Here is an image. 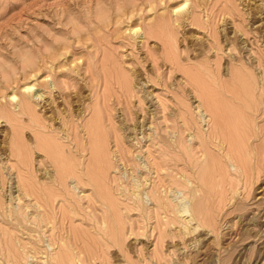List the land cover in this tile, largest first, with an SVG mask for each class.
<instances>
[{
	"label": "rangeland",
	"instance_id": "rangeland-1",
	"mask_svg": "<svg viewBox=\"0 0 264 264\" xmlns=\"http://www.w3.org/2000/svg\"><path fill=\"white\" fill-rule=\"evenodd\" d=\"M161 1L158 0V5H155V9L151 10L147 7L148 5H145L147 0H0V100L4 99L3 96L8 98L15 91H23L26 83L36 84L35 89L38 88V92L43 94V100L37 106L38 112L50 117L45 121L46 124L52 128H58L59 135L64 137L63 141H66V135L71 133L72 128L65 126L61 117L53 113L51 106L61 110L62 116L71 110L74 124L78 126L76 130L80 132L86 142L87 136L84 131L81 132L82 126L93 115L90 108L94 106L96 95L102 94L104 90L103 74L100 69L96 70L95 63L100 67L101 60L107 57L104 54H111L114 56H109L116 57V60H119L118 62H121L126 68L128 74L130 72L139 75L138 79L141 84H144V89L141 88L138 95H150L143 107H151L150 109L155 113L154 119L152 120L150 116L145 120L144 113L139 111L140 115L136 121L146 124L143 129L139 126L133 130L136 121L127 120L126 122L130 126L126 133L132 140L130 143L142 140V148L141 150L138 148L136 154L139 155L143 165H150L149 146L155 145L152 148L156 150L154 154L162 157L163 145L161 144H163L164 134L173 142L180 141L182 138L185 146L187 145L186 147L190 150L189 152L186 149L184 154H182L183 149L181 148H177V151L174 150L175 153L171 152L172 161L167 166L169 170L163 171L168 173V176L162 177L163 183L155 174L154 168L150 173H146L141 167L140 170L135 171L124 161H117V167L112 169L111 176L121 177L122 188L127 189L126 192L132 199L126 201L118 194L115 196L116 201L114 204L112 203L113 206L99 207L96 209L97 211L88 206L89 201L86 197L93 193L92 187H83L71 177L69 180L71 186L78 188L75 191L76 198L83 196L79 201L82 212L71 213L74 220L71 222L66 220L62 232L60 218H57L56 222L44 221L42 208L40 210L37 207L33 196H28L23 192L22 182L19 178L21 173L18 170L22 171L23 168L12 151L13 146L16 148L15 137L18 138L25 158L33 169V180L45 186L46 194L48 191L51 192L49 185L52 183L46 177L49 176V173H51L50 175L54 174V168L49 164L44 153L37 149L32 124L26 119L19 128H12L7 121L0 119V205L2 204L0 206V264H56L58 258L61 257H64L66 264H264V162H262L261 171L255 173V177L258 176L253 178L252 188L249 187V190H245L237 171V163L225 156L227 146L224 145L226 149L222 146L220 148L212 147V151H215L216 155L219 154L225 161L228 171L227 182L234 183V188L222 181L220 175L215 172L206 183L207 192H202L200 179L202 178V157H204L202 155V131L208 133V129L212 128L209 113L202 106L200 107L201 100L198 93L189 84L186 77L180 72H175L169 63L162 62L160 56L163 55V51L155 39L144 38L141 33V37L136 40L129 32L131 27L140 24L139 19L143 23L153 24L157 13L166 9L171 10L176 4L182 2V0ZM235 1L244 11L255 7H261L264 10V0ZM163 2L165 3L163 4ZM130 5L131 7L136 6L138 12L141 9L144 11L130 21L125 19V22L117 26L116 16L121 10L118 9L121 7L122 9L124 7L131 8ZM167 6L171 9H168ZM203 16L206 19L207 13L206 15L203 13ZM223 18L225 19V16L222 15L217 20L218 30L228 27V34L233 37L236 26L232 24L231 20L224 23ZM142 19L147 21L144 22ZM133 21H135L134 25H132ZM238 23L239 21H237ZM250 26L256 31L255 35L259 40V35H264V13H260L259 18L251 22ZM180 31L178 51L190 59V62H193L197 57L205 56L204 51H208L209 48L207 47L204 51L203 48L211 41L208 32L198 27L192 29L187 27L184 31L183 28H180ZM252 36L254 35L250 36L251 43L256 40L255 36ZM239 37V43L236 44L243 46L240 54L232 41L224 43L223 51L218 56L220 58L224 55V58L218 59L213 54L214 51L207 53V58L211 60L210 68L228 74L234 67H241L239 61L241 58L243 62L252 61L250 62L251 69L248 68L252 73V78L243 82L237 79L232 80L229 76L220 81L206 79L202 80V90L205 87L206 93H210L218 101L224 102L225 98L232 101V103H226V109L233 114L235 112L240 122L246 121L248 125L250 124L249 129L255 131L256 136L247 142L249 148L251 146V155H248V160L256 165L258 157L264 158V64L261 65L258 62L260 53L257 44L247 46L246 38L241 34ZM258 44H261V54L264 55L263 37ZM55 53L57 55L60 53L61 55H58L60 57H57ZM54 54L56 55L55 59L52 57L55 56ZM153 54L160 57L157 63L154 61ZM44 55L46 56L44 57ZM24 57L35 58V63L43 64V66L46 64V68L42 66L41 73L36 78L24 80V69L32 68L31 66L25 68L22 60ZM49 65H54V67ZM49 68L54 69V71L52 70L54 76L49 78V81L51 85L55 84V87L51 86V88L44 86L46 77L51 72ZM92 73L101 80L99 83L102 87L98 88L100 84H96V80H93ZM52 79L55 81L58 79L61 83L68 81L78 88L72 87L65 90L64 86L60 87L62 84L58 80L54 83ZM15 80L18 81L15 82ZM94 86L97 87L95 91ZM179 87L181 88L179 89ZM183 87L186 88L188 104L194 112L197 127L199 126L198 129L193 127L190 130L185 129L184 132L179 129L183 122L179 118V109L175 105L178 91ZM52 88L54 90L51 95L49 89L52 90ZM64 90H77L76 94L79 92L78 95L73 93V99L69 98L74 103L72 106L61 98L59 92ZM53 100L56 101L52 102ZM134 102L136 105L139 104L136 100ZM161 102L163 106H166L165 109L160 105ZM115 107L118 110L116 113L123 119L121 114L124 106L116 102ZM246 123L243 124L248 126ZM243 124L239 123L237 128H241ZM194 132L197 135L194 136ZM14 133H16L15 137H13ZM150 135L156 140L152 141L153 139L149 138ZM156 135L158 138H155ZM200 139L201 141H199ZM72 143L74 144V142ZM73 146L72 151L76 153ZM107 146L111 158L115 160L118 157V152L112 138ZM82 154L80 159L84 161V167H86L92 155L90 150ZM134 179L141 185L144 198L147 197L149 207H151L149 211L151 212L155 206L153 209L157 211V215L155 211H152L151 215L148 212V215L141 208L138 207V209L137 205L131 208L133 200H139L141 203V199L135 197L137 188L132 182ZM173 181H177L176 184ZM171 182L172 184H170ZM188 183L190 185L187 186ZM234 190L236 191L233 193ZM163 192L166 199L157 201L162 200V202L170 203L168 212L158 206L159 203L154 200V197L160 196L161 198ZM127 202L130 203L128 207ZM182 203L190 209V212L184 216L178 212ZM54 204L57 211L65 205L61 197H57ZM202 205L206 217H202ZM229 212L231 213L229 214ZM41 218L44 222L41 221ZM202 219L205 222L208 221L207 226ZM60 232L65 236V239L63 236H61L63 239L59 238ZM60 247L67 249L60 252L61 255L57 253Z\"/></svg>",
	"mask_w": 264,
	"mask_h": 264
},
{
	"label": "bare ground",
	"instance_id": "bare-ground-1",
	"mask_svg": "<svg viewBox=\"0 0 264 264\" xmlns=\"http://www.w3.org/2000/svg\"><path fill=\"white\" fill-rule=\"evenodd\" d=\"M157 1L158 0H147L148 4L145 3V5H148L147 7H149L151 10H154L155 5H158ZM160 1L161 0H159V2ZM164 3L165 2H163V4ZM160 4H162V3H160ZM130 7H131V5H130ZM168 9H171V8L168 7ZM118 10H120V11L118 13V16H116L117 17V20H116L117 26H119L121 23L125 22V19L127 21L128 20L130 21L135 16L137 17V15H140V12L144 11L141 9L140 12H138V8L136 6H133L131 8L124 7L123 9L121 7ZM203 13H205V15L207 13L206 19H204ZM260 13L261 14L264 13L263 8L255 7L254 9L251 8L250 10L244 11L243 9H241L239 7V5L236 3L235 0H182V2L180 4H178V5L176 4V6H174L171 10L166 9L161 13H157L156 18L153 21V24L147 23V22H145L147 20L142 19V21L145 22V23H143V22H141V19H139L140 20L139 25L131 27L130 31L127 30L130 32V34H132L134 36V38L136 40L138 37L139 38L141 37V33L143 34L144 38L146 37L149 40H150V38L155 39V41L162 48L161 50L163 51L162 52L163 55L160 56L162 62L167 63V64L169 63L172 66V68L175 70V72L176 71L180 72L184 77H186L189 84L192 85V87L198 93V96L201 100L200 107L202 106V108H204L205 111L207 113H209L210 121L212 123V128L210 127L211 130L208 129V133H207V131L205 133L202 131V155H204V157H202V178L199 177L202 181V192H205V193L207 192L206 188L208 190L206 183L209 180V178L212 176L213 173L217 172L220 175L222 181H224V182H227V176H228V171L226 168L225 161L222 160L223 158L220 157L219 154L216 155L214 153L215 151L214 152L212 151V149H211L212 147H219L220 148L222 146V148H223L224 145L227 146V152H226L225 156L228 157L230 160H233L235 163H237L238 168H239V169L237 168V171L239 172L240 180L243 182L245 190H249V187L252 188V185H253L252 180L255 177V173H259L261 171V165H262V162H264V158H260V157L257 158L256 165L249 162L248 155H251V152H250L251 146L249 148V146L247 145V142H249V140L252 137H255L256 134H255V131H253L252 129H249L250 124L248 125L246 123V121H243V120H241L243 122H240L238 120V118L236 116L237 114H235V112H234V114H235L234 115L233 112L231 113V111L229 112V110L226 109V106H225L226 103H232V101H228L226 98L224 99V102L218 101L215 97H212V95L210 93H206L205 87H204L205 90L204 89L202 90V80H206V79H211L213 81H217V80L220 81V80H224V77L226 78L227 76H229V78L232 80L237 79V80H240L243 82V81L248 80L249 78L250 79L252 78L251 77L252 73L248 69V68L251 69V67H252L251 66L252 64L250 63L252 61H250V60H249L250 62H248L247 60H246L247 62H243L242 59L240 58L239 61H240L241 67L240 68L234 67L230 71V73L227 74L225 72V74H224L220 71L212 70L211 69L212 67L210 68L211 60L209 58H207V53L209 51H214L213 54H215L218 58V56H220V53H222V51H223L224 43L230 42V41L235 43L234 44V45H236L235 49L238 50V53L240 54L243 50V46L242 47L237 46L239 44H236V43H239V38H240L239 34L243 35L246 38L245 44L247 42V44H246L247 46L251 45V44L252 45L257 44L258 51L260 53V55L258 56V62L261 65L264 64V55L261 54L262 53V49H261L262 47H261V44L260 45L258 44L259 41L261 40V38L262 37L264 38V35L260 34L259 40H258L256 38V35H255L256 31L254 30V28H252V26H250L251 22H254L259 18ZM222 15L225 16V19L223 18L224 23H226L228 20H231L232 24L236 26V29L234 31L235 33H234L233 37H231L228 34L229 33L228 27L226 29L224 28V30H218V21L217 20ZM226 15H228V16H226ZM113 16H115V15H113ZM226 17H230V18H226ZM237 21H239L238 24H237ZM134 22L135 21H133L132 25H134ZM128 23H130V22H128ZM111 25L113 26V23ZM187 27H189V29H192L194 27H196V28L198 27V28L204 29L208 32V35L210 36L209 38L211 41L209 44H207L205 46L203 45L204 46L203 51L207 47L209 48L208 51L207 50L204 51V54L206 57L205 56L197 57L195 60H193V62H190V59H187L186 56L182 55V52L178 51L177 44H178V37L181 33L180 28H183V31H184L185 29H187ZM251 35H254L256 38V40H254L253 43L250 42V36ZM254 36H252V37H254ZM55 54L57 55V53H55ZM46 55H44V57ZM56 55L52 56V57L55 59ZM58 55H61V54L59 53ZM58 55H57V57H60ZM104 55L107 57H105L104 59L101 60L100 67L95 63L96 70L100 69V71L103 74L102 77L104 80V83H103L104 84V88H103L104 90H103L102 94L100 93V94L96 95L94 106L92 108H90L91 109L90 111H92L93 115L91 116V118L86 123H84V125L82 126V130L80 128L81 132L84 131L86 136H87L86 142L84 141L83 136L80 135V132H77V130H76L78 126L74 124L73 114H72V112H70L71 110L68 111L69 113H65L66 115L62 116L63 113L61 110H58V108L51 106V110L53 111V113H56L59 117H61V120L64 122L65 126H68V127L70 126L72 128L70 130L71 133L69 132L70 134L66 135V138H67L66 141H63L64 137L59 135L60 133L58 131V128H56V127L52 128L50 125L46 124L45 121H47L50 117L48 118L43 113L41 115L40 112H38L37 106L40 105V103L42 102L43 94L38 92V88H37V90L35 89L36 84H33V83L27 84L26 83L25 86L23 87V91L20 92V91L14 90L15 92H13L11 95H9L8 98H7V96H3L4 99L0 100V119H4L5 121H7L12 126V128H19L24 123V120L27 119L30 122V124H32V126L34 128V132H35L34 134H35V141H36L37 149L44 153V156L48 159L49 164H51L54 168V174L50 175L51 173H49V176L46 177L47 179L51 180V183H52L51 185H49V187L51 188V192L47 190L50 193L48 194V192H47V194H46L45 186L43 184L42 185L38 184L37 182H35L33 180V175H34L33 169H31L29 162L26 160L23 149L21 148V146L18 143V140H17L18 138L15 137L16 133H14L13 137H15L16 148L13 146L12 151L15 154V157H17V159L20 161L21 166L23 168L22 169L21 166L19 165L20 168L22 169V171H21L17 166V169H19L18 171H20V173H21V174H19L20 175L19 178H20V181L22 182L21 185L23 188V192H25V194L28 196H31V197L33 196L35 201H36V204L38 205L37 207H39L40 210L42 208V211H43L42 213L44 215L43 216L44 221L49 220V222H56L57 218H60L61 226H62L60 230H62V232H63L64 227H65L64 226L65 221L70 220L69 222H71V220H74V217L71 216V213L75 214L76 212H79V211L82 212V210H80V209H82V207H80L79 201H81L80 199L83 196L82 197L80 196V198H76L77 194L75 191L78 188L76 189L74 186H71V184H70L71 181L69 182L71 177L73 179H75L74 181H76L79 185H82L83 187H92L91 189H92L93 193L91 194V196H86V197L88 198V201H89L88 206L92 207V209L94 208V210L97 211L96 209H98L99 207L100 208L101 207L109 208L110 206H113L114 201H116L115 196H117L118 194H119V196L124 197L126 199V201L128 199H132L127 194V192H126L127 189L122 188L123 182L121 180V177L111 176L112 169L117 167L116 166L117 161H124L125 163L129 164L133 168V170H135V171L140 170V167H141V169L144 170L146 173H150L151 170L154 168L155 174H157L158 178L161 179L160 182L163 183L162 177L168 176L167 175L168 173H164L163 171L169 170L167 168V166H169L171 164L170 161H172V157L170 156L171 152L174 150L177 151L178 150L177 148H181V149H183L182 154H184L183 152L186 149L189 150L188 147H186L187 145L185 146L182 138L180 141L178 140L179 143L181 144V147H180V144L177 143L178 142L177 140H176L177 142H173L172 139L165 136V134H164L163 140H162L163 144H161V145H163L162 150L159 148L162 151V157L154 154L156 150H153L152 148H154L155 145H152L151 147L149 146L148 156L151 160L150 165L149 164L147 166L143 165L139 155L136 154V150L138 148H140V150H141V148H142V145H141L142 140H140V141L138 140L139 142H135L133 144L130 143L132 140H130L129 136L126 134L128 132V129L130 128V126L127 125L126 122H127V120H129L130 122L131 121L135 122L138 115H140L139 111H142L144 113L143 115H144L145 120L148 119L150 116H151L152 120L154 119L155 113H154V111H152V109H150L151 107L150 108H148V107L144 108L143 107L144 102L147 103L150 95H148V96H146V95L140 96L141 94L138 95V92L140 91V89L141 88L144 89V87H143L144 84H141V82L139 81V79H138L139 75L138 74L135 75L136 73H130V72L128 74L126 72V68L121 64V62H118L119 60L118 61L116 60L117 59L116 57H110V56H114V55H111V54H104ZM152 56L154 57V61L157 63V61L160 57H158V56L156 57L154 54ZM44 57H42V58H44ZM47 57L49 59V55ZM94 57L96 58V56H94ZM50 58H51V55H50ZM95 58H94V60H95ZM221 58H224V55H222V57H220L218 59H221ZM48 59H47V62H48ZM22 60H23L25 68L30 67V66L32 67V68H30V70L24 69V67H23V69L25 70L24 75H23L24 80H27V79L31 80L32 78H36V76H38L39 73H41L40 71L42 70L43 64L41 65L40 63H38V64L35 63V61H34L35 58L33 59V58H29V57H24ZM58 61H59V59H58ZM57 62H55V63L58 64ZM218 63H220V62L218 61ZM64 66L66 67V65H64ZM43 67L46 68V64ZM50 67H54V65L50 66ZM202 67H203V69H202ZM49 69L51 70V72L47 75L46 83L44 84V86L47 88H51V86H53V84L52 85L50 84L49 78H53L54 69H52V68H49ZM94 73H92V78L94 77L93 80H96V82H97L96 84H100L99 82H101V80L97 76H95ZM52 80L55 83L58 79H56V81L54 79H52ZM17 81L18 80H15V82H17ZM69 81H70V79H69ZM58 82L60 84H62V85H60V87L64 86L65 90L71 89L72 87L78 88L77 86L74 87L73 83L71 85L70 82H68V81L67 82L63 81V83H61L58 80ZM93 85H95V84H93ZM99 86H101V84L98 85V88H99ZM53 87H55V84ZM56 88H57V86H56ZM180 88L181 87H179V89ZM96 89H97V87L94 86V91ZM100 89H98V90H100ZM50 90L51 89H49V92L52 95L54 88H52L51 91ZM65 90L59 92V94H60L61 98L64 101H66L67 104L72 106L74 103L72 100L70 101L69 98L71 97V99H73L72 98L73 93L75 95H78L79 92L76 94L75 91H77V90H75V91H73V90L65 91ZM0 99H1V97H0ZM134 100H136L137 103L139 102V104L136 105V102H134ZM176 100L177 101H176L175 105L177 106V109H179V111H178L180 113L179 118L183 122V125H181L180 126L181 128L179 127V129H182L183 132L185 129L190 130L193 127L198 129L199 126L197 127L196 118L194 117V112L191 110V106L188 104L189 102H188V98L186 95V88L185 87H183L180 91H178V96H177ZM54 101H56V100H53L52 102H54ZM116 102L119 103L120 105L124 106L122 108V114H121V116H123V119H121L122 117H120V115L118 113H116V111H118L115 107ZM134 103H135V105H133ZM160 105H162V102ZM48 108H50V107H48ZM162 108L165 109L166 106H163ZM46 110L47 109L45 108V112H46ZM198 112H200V111H198ZM255 113H257V112H255ZM247 115H249V114H247ZM241 116H243V115H241ZM248 118H247V120H249ZM244 120H245V118H244ZM165 122H167V121L165 120ZM239 123H242V124L246 123L248 126L243 124L245 126L242 125L241 128H237V125H239ZM133 126H134L133 130H136L139 126L141 127V129H143L146 126V124L144 122L139 123L138 121H136ZM235 126L237 129L235 128ZM231 128H232V130H231ZM149 129H151V128L149 127ZM235 130H237L236 131V133H238L237 135H235L236 133H234ZM62 131H64V130H62ZM160 134H162V133H160ZM195 135H197V134L195 133L194 136ZM111 138L114 140L115 145L117 147L116 150L118 152V155H117L118 157L115 160L111 158V153L109 152L108 146H107ZM149 138L152 140L154 137L152 138V135H150ZM155 138H158V136ZM173 139H175V138H173ZM154 140H156V139H153L152 141H154ZM13 141H14V139H13ZM199 141H201V139ZM72 142H74V144ZM127 143H130V144H127ZM126 144H127V146H125ZM178 144H179V146H177ZM72 146H73L74 150H76V153H74L72 151ZM224 148L226 149V147H224ZM87 150H90L92 158H91L90 162L88 164H86V167H84V161H82L80 158H81V156H83L82 153L87 151ZM175 151L173 153H175ZM179 152H181V151H179ZM189 152H190V150H189ZM187 154H188V152L186 153V155ZM188 160H186V162H188ZM176 165H178V164H176ZM190 166H189V168H190ZM237 171H236V173H237ZM42 173H44V172H42ZM185 180H186V178H185ZM132 182L134 183V185H136V188H137L136 189L137 194L135 193V197L137 196V199H141L140 201L142 204L139 203V200L136 201V199H135V200H133V204H131V208H132V206L137 205L136 206L137 208L138 207L141 208L142 210L145 211V213L147 212V214H148V212H150L149 209H151V207H149V202L146 199L147 197L144 198V196H143L144 194L141 191V185L137 182V180L134 179ZM173 182L176 184L177 181L176 182L173 181ZM227 183L229 184V186L231 185V188H234V183H232L230 181H228ZM170 184H172V182ZM180 185H182V184L180 183ZM188 185H190V183H188L187 186ZM187 186H186V189H187ZM231 188H230V190H231ZM235 191L236 190H234L233 193ZM164 192H166V191H164ZM164 192H163V194L161 193L163 196L160 194L161 198H160V196L157 198L154 197V200L157 201L158 199L159 200L163 199L165 197ZM168 193H169V190H168ZM141 195H142V198H141ZM202 196H203V194H202ZM57 197H61V199L64 201V204H65L64 206H61L58 209V211L56 210L55 204H54V201ZM84 199H86V198H84ZM165 199L166 198H164V200ZM120 201H122V200H120ZM66 203H68V204H66ZM158 203H159L158 206H160L164 210H167V212H168L170 203L168 204L166 201L162 202V200L159 201ZM123 204H125V203H123ZM128 204H130V203L129 202L126 203L127 207H128ZM171 205H172V203H171ZM27 207H29V206H27ZM90 207H88V208H90ZM179 207L180 208H179L178 212H181L182 216L187 215L190 212V209L188 208V206L186 204L184 205V203H182V205ZM131 208H130V210H131ZM153 208H152L151 212L149 213L150 215L152 214V211H155V214L157 213V211ZM204 212L205 211H204V208L202 205V217L203 216L206 217V215H204ZM230 213L231 212H229V214ZM189 216H191V215H189ZM43 219L41 218L42 222H44ZM202 221H204V220L202 219ZM207 222L208 221H206V222L204 221L205 226L208 225ZM202 226H204V225H202ZM106 230H107V228H106ZM62 232L59 233L60 239H63L61 237V236H63ZM63 237L65 239V236H63ZM66 250L67 249L60 247V249L57 253L60 254V252H64ZM56 264H66V262L64 261V257L58 258V260L56 261Z\"/></svg>",
	"mask_w": 264,
	"mask_h": 264
}]
</instances>
